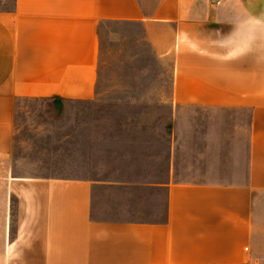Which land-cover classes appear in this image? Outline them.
<instances>
[{
  "label": "crops",
  "instance_id": "crops-1",
  "mask_svg": "<svg viewBox=\"0 0 264 264\" xmlns=\"http://www.w3.org/2000/svg\"><path fill=\"white\" fill-rule=\"evenodd\" d=\"M121 25L170 62L171 92L138 97L168 109L87 137L61 174L12 166L0 264H264V0H0V155L20 99L98 98Z\"/></svg>",
  "mask_w": 264,
  "mask_h": 264
},
{
  "label": "rangeland",
  "instance_id": "rangeland-1",
  "mask_svg": "<svg viewBox=\"0 0 264 264\" xmlns=\"http://www.w3.org/2000/svg\"><path fill=\"white\" fill-rule=\"evenodd\" d=\"M138 30L121 25L119 38L106 37L101 41L98 98L93 102L19 100V133L13 163L11 156L0 155V246L16 230L17 200L9 193L12 166L16 175L50 170L61 174L65 164L75 162V150L86 146L87 137L93 134L101 146L108 139L120 137L122 126L154 124V117H136L138 110L168 109L169 102L163 101L160 106V102L138 99L143 93L150 96L155 91L166 95L171 92L170 62L161 67L155 64L150 47L142 40L138 42ZM123 94H132L138 100H123ZM123 113L127 115L122 116Z\"/></svg>",
  "mask_w": 264,
  "mask_h": 264
}]
</instances>
